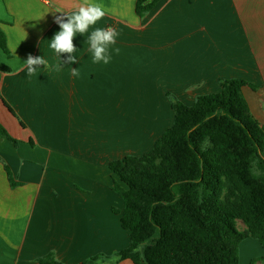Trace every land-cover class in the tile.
<instances>
[{
    "label": "crops",
    "instance_id": "1",
    "mask_svg": "<svg viewBox=\"0 0 264 264\" xmlns=\"http://www.w3.org/2000/svg\"><path fill=\"white\" fill-rule=\"evenodd\" d=\"M137 2L0 0L11 53L0 48V65L10 68L0 69V122L20 140L0 134V264H40L48 255L78 264L129 247L125 202L108 164L153 148L174 117L167 91L192 104L220 91V79L243 78L257 85L242 92L264 124V0H158L141 15ZM86 4L105 15L73 37L78 62L64 64L68 54L49 46L59 31L55 10L72 14ZM109 27L119 33L111 60L93 63L87 38ZM29 53L47 61L32 76L24 67ZM107 131L118 146L107 144ZM123 142L134 149L123 152ZM252 169L264 177L258 157ZM240 248L249 259L264 254L252 237Z\"/></svg>",
    "mask_w": 264,
    "mask_h": 264
},
{
    "label": "trees",
    "instance_id": "2",
    "mask_svg": "<svg viewBox=\"0 0 264 264\" xmlns=\"http://www.w3.org/2000/svg\"><path fill=\"white\" fill-rule=\"evenodd\" d=\"M157 1L138 0L137 13ZM1 23L0 48L11 56ZM220 84V91L199 94L192 104L168 92L174 99L173 121L153 148L108 164L112 187L125 202L122 226L130 236L115 264L125 259L135 264H239L240 245L248 237L264 249V177L252 169L254 157L264 162V124L242 92L246 84L257 85L238 77L220 79ZM0 134L18 144L1 122ZM100 257L78 264H97ZM258 260L264 255L250 264ZM39 263L66 264L53 255Z\"/></svg>",
    "mask_w": 264,
    "mask_h": 264
},
{
    "label": "clouds",
    "instance_id": "3",
    "mask_svg": "<svg viewBox=\"0 0 264 264\" xmlns=\"http://www.w3.org/2000/svg\"><path fill=\"white\" fill-rule=\"evenodd\" d=\"M60 12V15H54V22L59 25V31H57L51 38L52 42L49 45L55 53L61 57V54L67 53L66 59L62 61L64 64L77 63V57L73 55L76 51V46L73 43V37L76 34L84 35L89 26L96 24V22L102 19L105 15V11L100 5L97 4H86L81 5L72 14L55 10ZM119 33L114 28H96L88 36L89 51L92 53L93 63L103 62L107 64L111 60L110 48L116 43V37ZM114 51L118 54L119 48H115ZM47 61L40 56H33L31 53L27 55L24 60V67L27 75L32 76L36 69L46 65ZM72 75L77 76V68H72ZM170 99H174L169 97ZM115 255L111 258L112 260L117 259ZM99 264V261H97Z\"/></svg>",
    "mask_w": 264,
    "mask_h": 264
},
{
    "label": "rangeland",
    "instance_id": "4",
    "mask_svg": "<svg viewBox=\"0 0 264 264\" xmlns=\"http://www.w3.org/2000/svg\"><path fill=\"white\" fill-rule=\"evenodd\" d=\"M164 82V81H163ZM167 92H169V91H167ZM172 93V92H171ZM174 94V93H173ZM174 95H176V94H174ZM177 96V95H176ZM178 97V96H177ZM166 121H167V119H166ZM162 127V126H161ZM92 129H93V126H92ZM108 130H109V128H108ZM12 136V135H11ZM114 136H115V132L114 133H110L109 131H107L106 132V139H107V144L110 146V147H112V144L113 145H115L116 144V146H118L119 145V141H115L113 138H114ZM14 137V136H13ZM18 142V144H19V142H20V140L18 139V138H16V137H14ZM151 138H152V136H151ZM154 140H155V138H153ZM152 139V140H153ZM11 141V140H10ZM14 145H15V143L13 142V141H11ZM123 146H124V148H123V152L124 151H126V150H133L134 149V146H133V144H131V143H129V142H123ZM114 153V152H113ZM119 153V150H116V154H118ZM1 158V157H0ZM13 176V175H12ZM238 228L240 229V230H244L245 228H246V226H245V224L241 221V220H238ZM11 241V240H10ZM249 255H250V252L249 251H243V249H241L240 248V252H239V256H240V261H239V264H250V261L252 260V258L251 259H249ZM264 255V254H263ZM260 256H262V255H259V256H254V258H257V257H260ZM117 257V256H116ZM112 258V257H111ZM111 258H108L107 256H104V255H101V257H100V259L101 260H103V261H101V262H99V263H101V264H114V263H116V261H117V259H115V260H112ZM258 261H260V260H258ZM261 261H264V260H261ZM254 264H258V262L256 261Z\"/></svg>",
    "mask_w": 264,
    "mask_h": 264
}]
</instances>
